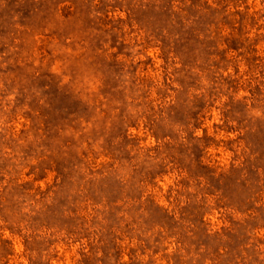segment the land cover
<instances>
[{"label":"rangeland","instance_id":"1","mask_svg":"<svg viewBox=\"0 0 264 264\" xmlns=\"http://www.w3.org/2000/svg\"><path fill=\"white\" fill-rule=\"evenodd\" d=\"M0 264H264V0H0Z\"/></svg>","mask_w":264,"mask_h":264}]
</instances>
